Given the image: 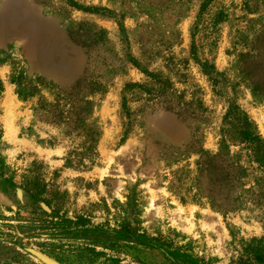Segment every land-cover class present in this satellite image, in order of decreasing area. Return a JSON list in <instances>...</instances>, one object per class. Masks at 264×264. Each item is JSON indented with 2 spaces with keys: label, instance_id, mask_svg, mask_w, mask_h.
I'll return each mask as SVG.
<instances>
[{
  "label": "rangeland",
  "instance_id": "rangeland-1",
  "mask_svg": "<svg viewBox=\"0 0 264 264\" xmlns=\"http://www.w3.org/2000/svg\"><path fill=\"white\" fill-rule=\"evenodd\" d=\"M243 115L264 0H0V264H264Z\"/></svg>",
  "mask_w": 264,
  "mask_h": 264
},
{
  "label": "trees",
  "instance_id": "trees-1",
  "mask_svg": "<svg viewBox=\"0 0 264 264\" xmlns=\"http://www.w3.org/2000/svg\"><path fill=\"white\" fill-rule=\"evenodd\" d=\"M234 108L236 111H238L237 107ZM241 121L243 123L241 129L239 130L241 138L248 144V147L251 151H262L264 153V137H262L258 132L254 131L252 121L247 117V115H243ZM120 233L124 234L126 232L122 231ZM114 238L115 239L109 241L108 243V245L111 247L119 241V237L115 236ZM172 255L177 261L187 262L190 260V257L187 253L179 252L178 250H173Z\"/></svg>",
  "mask_w": 264,
  "mask_h": 264
},
{
  "label": "water",
  "instance_id": "water-1",
  "mask_svg": "<svg viewBox=\"0 0 264 264\" xmlns=\"http://www.w3.org/2000/svg\"><path fill=\"white\" fill-rule=\"evenodd\" d=\"M28 251L45 264H60L58 261L52 259L51 257H48L47 255L41 252L35 251L31 248H28Z\"/></svg>",
  "mask_w": 264,
  "mask_h": 264
},
{
  "label": "flooded vegetation",
  "instance_id": "flooded-vegetation-1",
  "mask_svg": "<svg viewBox=\"0 0 264 264\" xmlns=\"http://www.w3.org/2000/svg\"><path fill=\"white\" fill-rule=\"evenodd\" d=\"M27 251H28V249H27Z\"/></svg>",
  "mask_w": 264,
  "mask_h": 264
}]
</instances>
